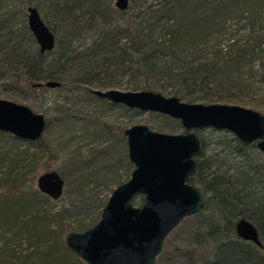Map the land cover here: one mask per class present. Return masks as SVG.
I'll return each mask as SVG.
<instances>
[{"label": "trees", "instance_id": "obj_1", "mask_svg": "<svg viewBox=\"0 0 264 264\" xmlns=\"http://www.w3.org/2000/svg\"><path fill=\"white\" fill-rule=\"evenodd\" d=\"M27 7L53 34L50 52L39 53L24 21ZM230 23L245 32L238 35ZM49 81L64 94L84 93L108 108L122 106L89 90L153 91L187 104L236 105L264 116V0H128L125 11L109 0H0V96L38 99L48 89L33 85ZM44 114L36 142L0 133V264H84L66 249L64 236L98 221L106 201L95 204V191L108 184L110 160L114 174L124 175L114 185L132 171L126 146L120 150V138L101 125L97 133L111 143L84 157L74 151L66 172L53 170L48 162L59 152L56 140L71 112L54 104ZM170 122L168 134L183 132L178 121ZM195 134L200 150L188 183L204 205L177 227L189 242L173 253L186 264H264V159L255 143L244 145L225 131ZM40 171L62 178L67 205L55 209L57 200L36 190ZM239 219L255 227L262 248L235 236Z\"/></svg>", "mask_w": 264, "mask_h": 264}, {"label": "water", "instance_id": "obj_2", "mask_svg": "<svg viewBox=\"0 0 264 264\" xmlns=\"http://www.w3.org/2000/svg\"><path fill=\"white\" fill-rule=\"evenodd\" d=\"M128 0H115L113 7L125 11ZM26 26L39 53L50 52L54 36L33 7L25 10ZM33 87L55 89L57 82ZM97 99L128 110L152 113L178 121L183 132L165 134L145 125L122 132L126 157L132 171L110 193L98 221L83 232H69L63 243L84 264H154L166 237L184 219L204 205L200 192L189 185L196 171L194 158L200 144L194 131H225L240 143H255L264 153V116L236 105L187 104L153 91L89 90ZM45 120L27 106L0 98V133L22 142H36L43 135ZM36 190L52 201L63 192L62 178L55 172L40 173ZM140 199L135 205L134 200ZM235 236L262 248L255 227L244 219L234 224Z\"/></svg>", "mask_w": 264, "mask_h": 264}, {"label": "rangeland", "instance_id": "obj_3", "mask_svg": "<svg viewBox=\"0 0 264 264\" xmlns=\"http://www.w3.org/2000/svg\"><path fill=\"white\" fill-rule=\"evenodd\" d=\"M109 1L111 5H113L115 0ZM15 6L18 9L20 7L17 5ZM18 20H20V17ZM24 21H26L25 17ZM230 25L232 26L231 29L237 32L238 35H241L245 32L239 26L233 25L231 23ZM0 98L2 99L3 96H0ZM15 103L27 106L34 113L41 114L42 116H45L44 112L50 110L54 104L58 106H64L65 109L71 112L67 126L63 130V133H61L56 140L59 152L55 158L49 160L48 162L53 170L60 169L64 172H66L67 169V158L72 152L76 151L80 156L84 157L93 154L94 151L99 150L104 146V144H107L108 142L111 143L110 140L108 141L107 138L104 140L103 136L97 133L96 128H98L100 125L101 127H109L113 134L120 138V140L116 138L119 142L118 144L120 146V150L122 146L125 148V141L124 137L122 136V132L130 126L138 124L145 125L152 131H156L155 129L158 127L160 133L168 134L167 130L172 125L170 122L171 119L167 117L166 119L160 117L159 115L155 116L157 114L125 110L126 108L123 107L108 108L104 103L90 101L88 96L84 93L64 94V92L58 91L56 89H48V91L39 96L38 99L27 98L26 100H23L15 98ZM118 130L121 132V137L119 136ZM179 133H181L180 130L175 131L174 134ZM204 137L207 138V140H213V136L209 135V132H204ZM119 152L120 151L117 149L115 154L119 155ZM259 155L260 159L263 160V154L259 153ZM113 161L114 159L109 161L111 166V174L109 173L107 176L108 184L97 186L95 191L97 194V201H94L95 204H97L99 201L104 202L107 200L111 193L110 191L116 186L114 185L116 176L122 179H120V181L124 180L122 171L119 170L117 174H114L115 167H113ZM39 173H42V171ZM39 173L36 174L38 175ZM109 180L113 182L112 185L109 184ZM65 190L66 189L64 188V191ZM65 205H67V200L65 196H62L56 201L54 207L55 209H59ZM177 227L167 236L164 245H162L163 247L161 254L157 257L154 264H186V260L173 253V248L175 246H184V244L186 245L189 242L187 233H184V228L180 229L181 231H179ZM192 246L188 245L187 249H192Z\"/></svg>", "mask_w": 264, "mask_h": 264}, {"label": "flooded vegetation", "instance_id": "obj_4", "mask_svg": "<svg viewBox=\"0 0 264 264\" xmlns=\"http://www.w3.org/2000/svg\"><path fill=\"white\" fill-rule=\"evenodd\" d=\"M200 131V130H199ZM196 131H194V133H195ZM196 135V134H195ZM252 144V143H251ZM256 148V147H255ZM257 150V149H256ZM258 151V150H257ZM259 152V151H258ZM260 153V152H259ZM262 154V153H261ZM197 156V155H196ZM194 160H195V158H194ZM193 176V175H192ZM191 176V177H192ZM201 194V193H200ZM202 195V194H201ZM203 197V196H202ZM203 199H204V197H203ZM192 217V216H191ZM189 218V217H188Z\"/></svg>", "mask_w": 264, "mask_h": 264}]
</instances>
